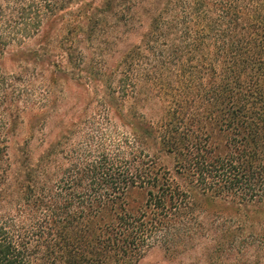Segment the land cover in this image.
<instances>
[{
    "label": "trees",
    "instance_id": "trees-1",
    "mask_svg": "<svg viewBox=\"0 0 264 264\" xmlns=\"http://www.w3.org/2000/svg\"><path fill=\"white\" fill-rule=\"evenodd\" d=\"M24 1L0 49L93 112L0 130V264H264V0Z\"/></svg>",
    "mask_w": 264,
    "mask_h": 264
},
{
    "label": "rangeland",
    "instance_id": "rangeland-1",
    "mask_svg": "<svg viewBox=\"0 0 264 264\" xmlns=\"http://www.w3.org/2000/svg\"><path fill=\"white\" fill-rule=\"evenodd\" d=\"M95 1L100 2L101 0ZM37 4L38 3L35 1L33 6L31 4V6L28 7V2L25 3L24 0H0V20L6 25L4 30H20L18 34H21L20 27L12 29L13 25L16 23L20 24L22 20H25L23 19L27 12L25 9H28V11H35ZM38 5H40V3ZM34 22L36 24L32 27V32L35 34L41 32V27L38 28L36 20H34ZM138 39L139 37L137 35H131L128 41L136 42ZM21 43L22 41H14L13 44L10 43V45H5L3 51L0 49L1 70L7 76L18 78L17 80H15V78L12 79L15 83L14 89H16V92L12 95H7V97L0 98V130L15 129L16 135L9 140V145L13 152H15L16 146L23 147L26 146L27 143L38 148L42 144V131L44 128L50 129L49 131H52L53 134L57 133L60 128L58 118L62 115L66 114L65 116H70L72 114L77 115L80 112L84 114L86 112H93V106L89 109L86 107L85 100L87 94H84L82 87L78 86L76 83H70L68 87H63V90L57 87L56 90H52L47 99L44 90L45 82L38 70L34 71L35 77L32 75H25L33 74V66L31 65L28 69H25L24 66L22 65L21 67V63L17 62L15 57H13V54L22 48V46L35 45V41L28 40L25 44L22 43L23 45ZM122 47V43L117 44L115 49L119 50L122 49ZM1 52L3 54H1ZM119 55L120 52H117L115 56H110L108 59L110 64H115ZM102 56L107 58L109 54H107V52L102 53ZM76 103H78V106ZM44 106L47 107L44 109ZM45 111H47V114L50 116L46 124H44L41 119L42 112ZM52 133L50 134L51 136H53ZM186 255V263L189 264V262L192 261L191 257L195 256L196 253L190 252ZM172 262H169L163 256V253L156 249L151 251L138 264H173ZM193 263L202 264L200 260L195 262L193 260Z\"/></svg>",
    "mask_w": 264,
    "mask_h": 264
}]
</instances>
